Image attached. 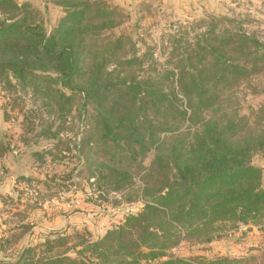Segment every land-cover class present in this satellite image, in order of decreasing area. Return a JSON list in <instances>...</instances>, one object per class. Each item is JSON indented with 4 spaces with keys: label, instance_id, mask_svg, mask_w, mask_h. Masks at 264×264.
Listing matches in <instances>:
<instances>
[{
    "label": "trees",
    "instance_id": "1",
    "mask_svg": "<svg viewBox=\"0 0 264 264\" xmlns=\"http://www.w3.org/2000/svg\"><path fill=\"white\" fill-rule=\"evenodd\" d=\"M52 1L62 15L48 31L30 0H0V81L52 99L61 115L81 95L80 105L89 106L100 139L128 166H140L154 150L146 176L155 182L143 181L139 212L127 213L101 238L79 242L76 257L46 256L66 244L57 236L44 241L41 255L27 246L16 260L0 264H188L167 257L178 241L168 242L169 226L194 233L223 222L264 231V167L250 161L253 152L264 153V126L258 134L242 133L245 118L232 115L222 124L203 115L218 90L264 72V43L240 28L210 29L196 38L194 48L175 56L173 68L144 79L120 68L139 60L136 54L121 55L127 36L104 32L124 17L118 7L104 0ZM163 80L169 90H163ZM260 111L264 114V106ZM180 128L185 141L174 135ZM47 135L55 137L57 130L48 129ZM96 167L103 182L98 187L106 192L133 186L129 169L104 162ZM194 259L195 264L242 262L227 256Z\"/></svg>",
    "mask_w": 264,
    "mask_h": 264
},
{
    "label": "rangeland",
    "instance_id": "2",
    "mask_svg": "<svg viewBox=\"0 0 264 264\" xmlns=\"http://www.w3.org/2000/svg\"><path fill=\"white\" fill-rule=\"evenodd\" d=\"M30 1L39 8L47 30H52L62 15L61 7L52 0ZM104 1L124 14L104 32L127 36L121 55L139 58L120 68L140 78H154L173 68L178 54L194 48L196 38L210 29L221 33L240 28L264 43V0ZM166 85L163 90L170 89ZM217 94V100L203 110L207 120L222 123L232 115L245 118L238 131L258 134L264 126L260 111L264 72L249 75L239 85ZM81 103L83 99L77 95L70 112L61 115L63 109L52 99L34 94L31 88H13L0 81V262L16 260L27 246L41 255L44 241L57 236L66 244L54 247L46 256L74 258L79 242L101 238L122 224L127 213L142 209L143 181L155 182L146 176L154 150L147 152L140 166H128L100 139L95 117L89 106L85 110ZM48 129H56L57 135H47ZM174 133L180 135L178 140L187 137L184 128ZM81 140L89 142L81 145ZM250 161L263 168L264 153L253 152ZM103 162L106 167L129 169L133 186L109 192L99 188L103 182L97 178L96 164L103 166ZM92 171L94 178H90ZM212 226L194 233L183 225L169 226L168 242L178 241L167 257L183 258L188 264H195V257L209 260L217 256L240 258L239 264H264V231L257 225L218 222Z\"/></svg>",
    "mask_w": 264,
    "mask_h": 264
}]
</instances>
